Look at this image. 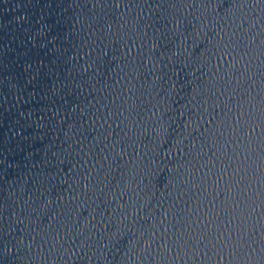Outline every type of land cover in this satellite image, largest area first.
<instances>
[{
  "label": "water",
  "instance_id": "95a60500",
  "mask_svg": "<svg viewBox=\"0 0 264 264\" xmlns=\"http://www.w3.org/2000/svg\"><path fill=\"white\" fill-rule=\"evenodd\" d=\"M0 264H264V0H0Z\"/></svg>",
  "mask_w": 264,
  "mask_h": 264
}]
</instances>
